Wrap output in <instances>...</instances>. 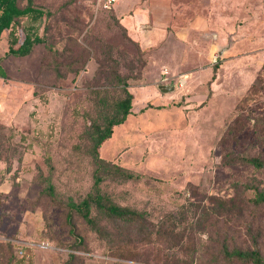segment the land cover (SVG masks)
<instances>
[{
    "label": "rangeland",
    "instance_id": "obj_1",
    "mask_svg": "<svg viewBox=\"0 0 264 264\" xmlns=\"http://www.w3.org/2000/svg\"><path fill=\"white\" fill-rule=\"evenodd\" d=\"M17 1L44 15L16 20L14 47L26 31L43 41L15 56L7 32L0 40V264H177L193 243L197 264H233L214 260L215 239L245 246L259 233L264 255V202H253L264 167L232 160L264 157V0H173L212 26L192 42L168 37L151 50L93 0ZM180 76L183 87L159 91ZM125 88L135 111L113 127L100 156L139 177L104 175L101 189L146 212L155 232L140 238L93 208L96 227L73 216L76 237L67 202L89 192L92 127L115 113ZM160 227L168 233L158 235Z\"/></svg>",
    "mask_w": 264,
    "mask_h": 264
},
{
    "label": "trees",
    "instance_id": "obj_2",
    "mask_svg": "<svg viewBox=\"0 0 264 264\" xmlns=\"http://www.w3.org/2000/svg\"><path fill=\"white\" fill-rule=\"evenodd\" d=\"M43 15L44 10L39 7H34L31 4V1H29L26 6L20 7L17 0H0V40L2 39L4 33L7 32L8 52L10 54L15 56H26L30 53L35 44L43 41L42 37L39 36L37 31H26L22 42L17 47H14V44L17 42V37L13 31V25L16 23V20L19 17L24 16L28 17L32 21H36L42 18ZM122 29L124 28L122 27ZM6 76L5 68L0 64V77L6 78ZM124 92L125 97L117 101L115 104V113L112 116L106 117L102 126L94 124L92 127L93 138L91 152L95 169L93 174V183L89 192L77 202L72 199L68 200L67 202L68 213L66 215V219L70 225L71 233L76 237H78V234L75 231L73 216H79L92 227H96L97 222L92 216L93 208L104 213L109 218L121 222L126 227L131 228L133 234L141 235L140 238L149 239L155 232L152 223L148 220V215L146 212L138 211L136 209L113 202L109 197H106L102 193L101 189V182L104 179V175H111L118 179H131L134 177H139L138 175L128 172L115 163L104 160L100 156V147L105 140L111 137L113 127L123 123L126 120L127 115L130 113L133 95L126 88L124 89ZM232 160L242 164H250L256 168L264 167V157L261 155L240 154L236 157H233ZM45 189L50 195L53 194V186L51 183L48 182ZM255 196L256 197L253 199L255 205H260V203H263L264 188L257 191ZM174 219H176L175 216ZM249 226L251 227V224H249ZM156 233L162 236L163 234H167L168 230L162 229V227H160ZM260 234L261 233L255 237L254 241L250 245L245 244V246L238 245L235 241H228L227 237L222 242L219 239H215V245L217 247L216 252L218 251L220 255L216 254L215 252L214 256L218 257H215L214 260L217 262L225 261L233 264H239V262L246 264H264V255H262L261 248L258 245V237ZM197 252V246L195 243H193L191 248V258L188 260H174L179 262L177 264H197L199 261V259L195 257ZM222 254L224 255L223 259L221 258Z\"/></svg>",
    "mask_w": 264,
    "mask_h": 264
},
{
    "label": "crops",
    "instance_id": "obj_3",
    "mask_svg": "<svg viewBox=\"0 0 264 264\" xmlns=\"http://www.w3.org/2000/svg\"><path fill=\"white\" fill-rule=\"evenodd\" d=\"M175 8L173 0H119L109 10L112 19L125 29L131 40L142 49L151 50L159 47L168 37L183 44L192 42L197 32L212 26L203 14L189 16L185 5L178 11ZM163 73L162 70L161 74L168 76ZM133 107L134 104L132 112L135 111Z\"/></svg>",
    "mask_w": 264,
    "mask_h": 264
},
{
    "label": "built area",
    "instance_id": "obj_4",
    "mask_svg": "<svg viewBox=\"0 0 264 264\" xmlns=\"http://www.w3.org/2000/svg\"><path fill=\"white\" fill-rule=\"evenodd\" d=\"M119 0H93V4L95 5V7L97 9H105V10H109L111 8H113V6L118 2ZM164 75H168L167 74V70L164 71L163 73ZM165 80H169V76H165V78L163 79V81ZM185 84V79L180 76L178 78V82H177V86H181L183 87ZM20 252L23 254V251L20 249Z\"/></svg>",
    "mask_w": 264,
    "mask_h": 264
},
{
    "label": "water",
    "instance_id": "obj_5",
    "mask_svg": "<svg viewBox=\"0 0 264 264\" xmlns=\"http://www.w3.org/2000/svg\"><path fill=\"white\" fill-rule=\"evenodd\" d=\"M230 46H226L224 48L221 49V51L219 52V55H222L226 49H228ZM178 82V80H177ZM177 82H169V83H165L159 86V91L163 94L167 93V92H171L173 90H175V88L177 87Z\"/></svg>",
    "mask_w": 264,
    "mask_h": 264
}]
</instances>
